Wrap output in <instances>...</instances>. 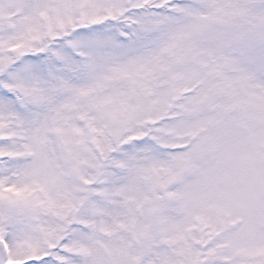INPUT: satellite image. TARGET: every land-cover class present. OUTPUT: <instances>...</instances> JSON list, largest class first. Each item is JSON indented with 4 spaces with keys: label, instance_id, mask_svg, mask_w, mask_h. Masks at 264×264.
Here are the masks:
<instances>
[{
    "label": "snow or ice",
    "instance_id": "6c2138e0",
    "mask_svg": "<svg viewBox=\"0 0 264 264\" xmlns=\"http://www.w3.org/2000/svg\"><path fill=\"white\" fill-rule=\"evenodd\" d=\"M0 264H264V0H0Z\"/></svg>",
    "mask_w": 264,
    "mask_h": 264
}]
</instances>
